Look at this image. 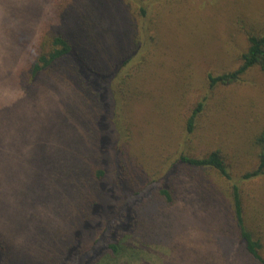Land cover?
Masks as SVG:
<instances>
[{
    "label": "rangeland",
    "instance_id": "rangeland-1",
    "mask_svg": "<svg viewBox=\"0 0 264 264\" xmlns=\"http://www.w3.org/2000/svg\"><path fill=\"white\" fill-rule=\"evenodd\" d=\"M153 4L157 44L144 49L145 61L128 71L135 75L130 87L139 90L134 95L125 88L131 156L144 175L156 178L180 152L202 157L219 150L233 177L252 170L255 135L264 127V75L254 68L236 83L212 87L208 76L239 67L246 35L264 33V0ZM125 5L123 0H0V242L8 255H0V264H61L71 250L90 264L93 239L91 254L101 257L110 237L115 241L126 232L132 235L127 251L110 264H256L238 239L228 183L212 171L179 167L169 181L172 203L146 194L128 202L130 212L127 207L119 212L115 190L108 222L101 220L96 232L81 226L84 210L65 185L60 161L74 164L87 148L84 121L77 119L84 107L62 75L31 81L28 69L43 36L70 33L85 15L97 17L94 23L105 29L113 25L114 40L122 42L120 34L135 19L128 10L118 13ZM137 41L128 38L127 54ZM199 103L203 109L188 134L187 120ZM241 187L264 228V178Z\"/></svg>",
    "mask_w": 264,
    "mask_h": 264
},
{
    "label": "trees",
    "instance_id": "trees-1",
    "mask_svg": "<svg viewBox=\"0 0 264 264\" xmlns=\"http://www.w3.org/2000/svg\"><path fill=\"white\" fill-rule=\"evenodd\" d=\"M123 1L128 8L120 7L118 13L123 15L128 10L135 19L130 22L129 30L122 23L125 26V31L120 34V39H124L122 42L114 40L113 25L109 26L112 28L105 29L99 23H94L98 22L97 17L94 19L93 15H85L75 21L76 27L70 33L56 32L43 36L28 69L31 81L54 73L62 75L76 90L81 107H84V115H78L77 119L84 121L87 148L79 153L78 161L74 164L62 159L60 161V167L65 170V185L72 189L71 194L77 199L78 207L84 210L82 214L85 219L81 226L96 232L98 224L103 223L101 220L107 223L112 216L114 207L111 202L117 197L119 212L126 207L130 212L131 203L128 202L146 194H155L159 199L172 203L173 190L169 181L179 167H187L197 172L212 171L228 183L226 196L244 252L256 264H264L263 218L258 208L251 206L246 200L241 187L246 182L264 178V127L255 135V168L238 177L232 176L230 165L219 150L202 157H196L191 152H180L175 163L159 178L144 175L142 166L131 156L127 147L129 124L126 122L123 103L127 101L126 84L130 87L135 82V75L130 76L128 71L145 61L144 49L157 44V41L156 33L153 32V0ZM130 36L138 41L136 48L127 54L123 46ZM246 41L247 47L240 56L239 67L216 77L208 76L211 87L236 83L242 75L254 68H258L264 75V33H248ZM143 51L145 54H142ZM60 78L63 79L61 76ZM130 88L135 95L139 85ZM202 109V104L199 103L192 110L186 123L188 134H193L196 119ZM80 150H83L81 146ZM110 171L111 176L108 173ZM125 192L130 195L126 197ZM128 216L130 218V213ZM130 235L131 233L126 232L115 241L110 237L111 242L105 245L106 251L101 257L91 254L95 251L92 247L97 243V238L93 239L87 248V252L92 255L87 263L110 264L120 257L118 255L127 251L126 244ZM76 238L79 242L80 235L77 234ZM102 239L98 241L101 242ZM1 254L8 257L6 246L0 242ZM79 258L80 254L71 250L61 264H66L68 260L83 264Z\"/></svg>",
    "mask_w": 264,
    "mask_h": 264
}]
</instances>
